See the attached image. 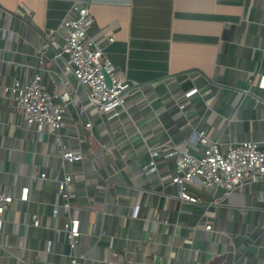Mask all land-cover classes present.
Here are the masks:
<instances>
[{"label": "crops", "instance_id": "0c3cea01", "mask_svg": "<svg viewBox=\"0 0 264 264\" xmlns=\"http://www.w3.org/2000/svg\"><path fill=\"white\" fill-rule=\"evenodd\" d=\"M74 5L91 8L89 34L125 78L143 85L146 97L128 101L130 120L101 117L66 71L65 57H56ZM52 29L59 31L53 45ZM39 71L49 89L67 88L75 102L65 139L86 156L63 168L55 136L32 129L5 91ZM183 74L190 77L175 78ZM261 75L264 0H0V192L17 197L29 186L31 196L16 198L5 213L0 264H68L69 245L58 229L64 212L58 222L52 216L64 200L56 178L65 172L74 178L69 189L84 264H264V182L232 193L206 188L196 191L197 203L184 201L170 183L175 158L168 155L174 145L201 153L200 144H185L194 129L222 148L253 140L264 149ZM194 86L200 92L179 110L176 98ZM76 104L86 107L81 118ZM158 145L164 149L157 170L148 172L147 148ZM44 171L48 177L39 178ZM35 212L43 227L30 224Z\"/></svg>", "mask_w": 264, "mask_h": 264}, {"label": "built area", "instance_id": "2783aa9c", "mask_svg": "<svg viewBox=\"0 0 264 264\" xmlns=\"http://www.w3.org/2000/svg\"><path fill=\"white\" fill-rule=\"evenodd\" d=\"M94 23L95 18L88 5H74L64 19L66 32L56 57H65L66 71L86 89L87 99L92 102L101 117L122 121L125 116H128L130 120L128 101L135 99L136 95L145 98L146 92L143 85L132 83L122 75L106 53L105 46L89 34ZM57 33H59L58 30L48 31L52 45L57 44ZM111 40L114 38L111 37ZM188 77L190 75L183 74L175 78L182 80ZM250 81L254 82V79L251 78ZM258 85L264 88V75L260 76ZM5 91L14 97L16 108L21 110L32 129L39 134L50 132L55 136L57 152L63 159L62 168L66 164L71 165L83 160L86 156L85 151L81 148H72L65 139L69 135V131L65 132L69 127L68 117L72 116L71 107L75 104L72 91L67 88L49 89L44 84L43 74L40 71L24 84L17 81L14 86L7 87ZM199 92L200 89L196 86L183 91V99L176 98L175 103L178 109L184 110L187 100ZM85 114V105L76 104L74 115L81 118ZM84 125L92 129L91 121H86ZM194 143L200 144L201 153L184 150L183 147L175 145L170 146L173 150L168 153L175 158V172L170 183L179 185V197L182 200L197 203L199 197L196 191L206 188H221L224 193H232L238 188L244 190L250 181L264 182V149L256 141L244 140L228 148H222L221 144L211 139L205 131L194 129L185 144ZM147 149H149L150 160L145 165V169L148 172H156L160 154L158 149H164V147L148 146ZM38 177L46 179L48 174L44 171ZM73 179L71 172H65L61 177L56 178L58 193L64 200L53 205L52 216L58 222L60 214L64 212L61 228L58 227V229L63 232L69 245L68 264H84L85 255L79 253L77 249L82 235L81 219L72 213L69 185ZM30 197L29 186L22 187L17 197L4 191L0 192V233L5 230V213L16 198L20 201H29ZM140 207V204L133 207V217L140 215ZM31 220L32 226L43 227V220L39 213H32ZM212 228V223L205 224V229ZM52 244L53 241L48 239L46 252L53 251ZM25 263L37 264L34 260H28ZM195 264L203 263L197 261Z\"/></svg>", "mask_w": 264, "mask_h": 264}]
</instances>
